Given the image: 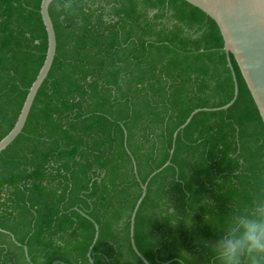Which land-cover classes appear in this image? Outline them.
Returning <instances> with one entry per match:
<instances>
[{"label":"trees","instance_id":"16d2710c","mask_svg":"<svg viewBox=\"0 0 264 264\" xmlns=\"http://www.w3.org/2000/svg\"><path fill=\"white\" fill-rule=\"evenodd\" d=\"M43 0H0V141L44 65ZM70 5L71 0H61ZM57 53L0 153V264H214L209 245L264 187V122L217 23L186 0L50 5ZM175 145L174 153L171 149ZM85 213L87 216H85ZM90 217V218H88Z\"/></svg>","mask_w":264,"mask_h":264},{"label":"water","instance_id":"95a60500","mask_svg":"<svg viewBox=\"0 0 264 264\" xmlns=\"http://www.w3.org/2000/svg\"><path fill=\"white\" fill-rule=\"evenodd\" d=\"M54 0H43L41 3V15L48 34V50L44 65L42 66L36 80L32 84L27 98L24 102L21 113L14 128L10 133L0 141V153L7 149L23 132L30 115L31 109L37 97V94L47 79L50 70L53 66L55 56L57 53V36L50 15V5ZM190 4L204 11L210 16L218 25L221 34L224 38V50L228 54L229 66L233 71L235 82L234 98L227 105L214 109H197L187 119V121L174 134V142L178 133L184 129L193 119V117L201 111H221L231 107L236 101L239 94V86L234 72L229 54H233L242 75L248 85V88L255 100L259 109L261 117L264 122V0H186ZM175 145L171 149L173 155ZM171 163L169 160L165 166L154 172L148 179L146 184H143V193L137 202L132 217H131V243L137 255L143 260L145 264H150L144 255L139 251L134 239L135 220L137 212L147 194V186L153 176L162 171ZM85 214V213H83ZM85 216H87L85 214ZM90 218V217H88ZM91 219V218H90ZM92 220V219H91ZM93 221V220H92ZM94 222V221H93ZM96 233L92 245L88 252L90 264H96L92 258V251L99 239L100 227L94 222ZM25 254L29 262L32 263L27 247H25ZM174 260L163 264H169ZM53 264H63L57 261Z\"/></svg>","mask_w":264,"mask_h":264},{"label":"clouds","instance_id":"9594fccd","mask_svg":"<svg viewBox=\"0 0 264 264\" xmlns=\"http://www.w3.org/2000/svg\"><path fill=\"white\" fill-rule=\"evenodd\" d=\"M56 0L57 9L70 10ZM222 235L209 245L214 264H264V187L249 203L228 216Z\"/></svg>","mask_w":264,"mask_h":264}]
</instances>
